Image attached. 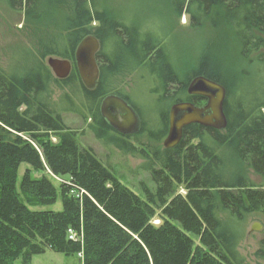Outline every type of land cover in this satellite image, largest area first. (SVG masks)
I'll use <instances>...</instances> for the list:
<instances>
[{"label":"trees","instance_id":"1","mask_svg":"<svg viewBox=\"0 0 264 264\" xmlns=\"http://www.w3.org/2000/svg\"><path fill=\"white\" fill-rule=\"evenodd\" d=\"M162 1L159 31L143 19L139 28L130 26L129 15L108 0H0L1 19L6 22L4 12L22 21L15 43L0 52V264H32L47 251L81 254L82 264H254L241 244L248 221L264 224V0ZM182 15H189L190 28L208 21L214 29H231L234 48L214 40L193 66L192 60L182 68L172 48ZM88 35L101 44L91 89L75 63ZM236 51V63L252 70L242 77L257 83L238 101L232 100L236 67L221 66L224 54ZM50 56L70 60L68 77L54 76ZM144 65L149 76L142 82L158 85L163 107L153 138L164 137L168 107L188 95L199 75L226 87L227 127L189 125L169 149L138 146L115 131L101 115V101L115 94L131 104L133 75ZM66 111L84 122L88 113L97 139L112 135V144L144 157L152 185L143 184L140 194L124 183L66 124ZM141 123L142 131L149 122L141 117ZM58 198L62 210L43 208ZM69 229L77 241L69 239ZM255 256L264 264V241Z\"/></svg>","mask_w":264,"mask_h":264},{"label":"rangeland","instance_id":"2","mask_svg":"<svg viewBox=\"0 0 264 264\" xmlns=\"http://www.w3.org/2000/svg\"><path fill=\"white\" fill-rule=\"evenodd\" d=\"M169 2V0H167ZM111 4L110 7L114 9L117 13L120 14H128V18L125 20L127 24L130 26L139 28L141 26V20H148L151 24H154L156 27H159V31L162 27V13L164 12V6L162 0H108ZM176 2V1H175ZM176 13V6H174ZM144 10L148 12L147 15H143ZM2 12V11H1ZM4 13V12H3ZM2 16L6 18V22L0 18V52L2 53L7 49L8 44L15 43V38L18 35L14 33L17 31L19 27L22 25L21 18H18V21L14 19H10L6 14ZM1 17V16H0ZM130 18V19H129ZM141 19V20H140ZM119 21L120 19L117 18ZM142 20V21H143ZM176 22V18L172 19L171 23ZM178 24L176 30H174V41L176 43V47H172L175 49V58L176 61L182 66V68H186L190 65L191 61H196L197 57L201 54L203 48L207 47V45L214 43L217 41L220 43H225L227 46H231L234 48L235 38L231 29L226 28L221 31L220 29H214L212 27L211 22H205V24L198 28H190L191 20L189 15H182L180 19H178ZM11 26V30H10ZM18 27V28H17ZM18 32V31H17ZM163 32V31H162ZM171 36V39H172ZM219 51L217 50L216 53ZM227 54V55H226ZM224 62L221 63V66L225 69L231 68V65L236 67V72L238 74L237 79H235V94L233 98L235 101H238L240 97H242L246 92L251 91L252 94L254 89L257 86V83L250 82L247 79H244L242 76L245 72L250 73L252 70L249 69L246 65L237 64L238 53L237 51L231 53L224 54ZM130 57V56H129ZM7 64H9L7 62ZM225 64V65H223ZM191 66V65H190ZM240 75V77H239ZM148 68L144 65L139 68L138 73L133 75V81L131 82V87L129 90L131 91L132 102L131 104H135V106L139 109L140 116L142 119L147 120L149 124L144 126V129H149L155 127L154 121L158 118V113L161 109H163L160 101V92L157 91L158 85L155 83L144 85L145 78H148ZM245 76V75H244ZM156 89V90H155ZM129 93V91H128ZM170 107V106H169ZM168 107V109H169ZM161 108V109H160ZM160 109V110H159ZM169 111V110H168ZM138 112V113H139ZM86 117V121L81 117L80 114L74 113L72 111H66L63 113L66 124L73 128V130L78 131L80 141L89 147H92L94 151L99 155L101 159L105 162H108L110 165L115 168L118 176L122 179V181L129 186L133 187L137 193L143 194L141 188L143 184L146 186H151L150 175L145 168L146 160L144 157L139 155L135 156L132 153L128 152L131 148L123 146V150L118 148L116 145L112 144L111 136H106L103 134L101 139H97L94 133L87 127L88 123L91 122V118L89 114L84 112ZM154 123V124H153ZM158 129V128H157ZM162 130L161 128L158 130ZM147 132V131H146ZM148 133V132H147ZM113 134V133H112ZM161 134V133H160ZM166 135V134H165ZM164 137L160 139L153 138V146L159 149L163 146ZM148 138L146 135H139L137 139L134 137L131 142L137 144L138 146H143L145 141ZM55 140V139H54ZM138 140V142H137ZM158 140V141H157ZM143 144L141 145V143ZM124 144V143H120ZM27 165H22L19 171L18 176V185L20 184L24 169ZM181 192L184 194V189H181ZM61 199L58 198L57 202L52 205H44V209H53L56 211L62 210ZM35 209V208H33ZM154 223H159L158 219H155ZM255 223H259V226H256ZM255 227L259 229H254ZM264 241V224L259 220H250L247 224V234L246 237L241 244V250L249 257V260L254 264H260L257 257L255 256V252L261 247ZM263 263V261H261ZM14 264H21L20 260L14 262ZM32 264H80L79 256H67L62 253L47 251L44 254L35 255L32 259Z\"/></svg>","mask_w":264,"mask_h":264},{"label":"water","instance_id":"3","mask_svg":"<svg viewBox=\"0 0 264 264\" xmlns=\"http://www.w3.org/2000/svg\"><path fill=\"white\" fill-rule=\"evenodd\" d=\"M100 41L94 35L85 37L75 51V63L80 78L87 88H94L99 78V67L96 55L100 49ZM47 65L54 76L65 79L71 72L70 60L50 56L47 58ZM188 94L200 95L207 100L204 107L198 108L191 103H176L170 108L169 130L163 141L164 148H173L180 143L183 137V128L192 123H198L207 128L224 130L228 125L225 112L227 89L221 83L203 75L194 77L188 87ZM102 117L109 125L122 135L134 134L138 131L141 118L125 98L110 94L103 98L100 104ZM184 116L179 118L181 113ZM259 226V223H255ZM254 229H259L255 227ZM82 264V260L79 259Z\"/></svg>","mask_w":264,"mask_h":264},{"label":"flooded vegetation","instance_id":"4","mask_svg":"<svg viewBox=\"0 0 264 264\" xmlns=\"http://www.w3.org/2000/svg\"><path fill=\"white\" fill-rule=\"evenodd\" d=\"M100 50V49H99ZM99 52V51H98ZM191 96V97H190ZM179 101H176V102H173V103H171L170 104V107H169V111H168V122H169V112H170V108L174 105V104H176V103H182V102H187V103H191V104H193L194 106H196V107H198V108H202V107H204L205 105H206V103H207V100L204 98V97H202V96H200V95H191V94H188V95H186V96H182V97H180L179 99H178ZM135 108V107H134ZM140 116V115H139ZM184 116V113L182 112L180 115H179V118H181V117H183ZM192 124H198V123H192ZM192 124H190V125H192ZM198 125H200V124H198ZM141 126L142 125H140V127H139V129H138V131L136 132V133H134V134H131L129 137H138L139 135H142L143 134V136H147L148 138H146L147 139V141H145V143L143 144V142H142V144H143V146H145V145H150V146H153V141H155L154 139H153V134L155 133V132H157V130L156 129H154V128H149V129H143L142 131H141ZM189 126V125H188ZM200 126H202V125H200ZM187 126H185L184 128H183V134H184V129L186 128ZM205 129H208L207 127H205V126H203ZM168 130H169V124H168V129H167V131H166V135H165V137L167 136V134H168ZM148 133H147V132ZM132 138V139H133ZM164 141V140H163ZM162 141V142H163ZM141 144V145H142ZM163 144V143H162ZM142 148V147H141Z\"/></svg>","mask_w":264,"mask_h":264},{"label":"built area","instance_id":"5","mask_svg":"<svg viewBox=\"0 0 264 264\" xmlns=\"http://www.w3.org/2000/svg\"><path fill=\"white\" fill-rule=\"evenodd\" d=\"M75 195L77 196V197H81L82 196V194H80V193H75ZM68 236H69V239L70 240H73V241H77L78 239V236H77V234H76V232L73 230V229H69L68 230ZM81 255V254H80Z\"/></svg>","mask_w":264,"mask_h":264},{"label":"bare ground","instance_id":"6","mask_svg":"<svg viewBox=\"0 0 264 264\" xmlns=\"http://www.w3.org/2000/svg\"><path fill=\"white\" fill-rule=\"evenodd\" d=\"M180 103V102H179Z\"/></svg>","mask_w":264,"mask_h":264}]
</instances>
